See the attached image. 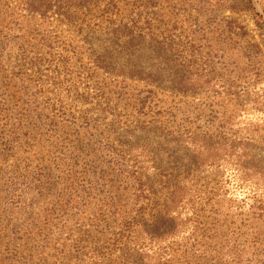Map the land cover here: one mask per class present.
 <instances>
[{
  "label": "rangeland",
  "instance_id": "1",
  "mask_svg": "<svg viewBox=\"0 0 264 264\" xmlns=\"http://www.w3.org/2000/svg\"><path fill=\"white\" fill-rule=\"evenodd\" d=\"M238 2L0 0V264H264V0Z\"/></svg>",
  "mask_w": 264,
  "mask_h": 264
},
{
  "label": "trees",
  "instance_id": "2",
  "mask_svg": "<svg viewBox=\"0 0 264 264\" xmlns=\"http://www.w3.org/2000/svg\"><path fill=\"white\" fill-rule=\"evenodd\" d=\"M49 3V2H48ZM239 4H240V7L241 8H243V9H245V10H251L252 11V13L254 14V9H253V6H252V2H251V0H239V2H238ZM47 3H45V4H43V5H46ZM255 16V15H254ZM255 23L257 24V25H262L261 24V22L258 20V19H255ZM97 65L99 66V68H103L104 69V66H103V64H99V63H97ZM106 69V68H105ZM124 70V68H122V66H121V71H123ZM128 77L129 78H133L134 76H131L130 74H128ZM174 187H176V189H178V185H175ZM172 197H170V200H169V203L168 204H173V202H174V199H176V196H175V194H174V192H172ZM161 211V210H160ZM166 214H168V211H165L164 213H163V215H161L162 217H160V219L162 218V220L164 219V216L166 215ZM156 216V215H155ZM152 217V218H149V219H145L144 221H142L141 222V225L140 226H147V223H150V222H154V220H155V218L156 217ZM147 222V223H146ZM149 231V230H148ZM138 234V233H137ZM138 235H140V234H138ZM148 235V234H147ZM151 244H148V245H146L147 247H149ZM135 246L134 247H128V249L129 250H127L126 252H125V254L126 253H130V251H134L135 250ZM110 251V250H109ZM108 251V252H109ZM107 252V253H108ZM113 251H111L110 253H109V255L108 256H106L107 254H101V256H90L91 258L89 259V261H87V263L89 262V264H116V263H118L119 261H121V255H113V254H111ZM145 252H146V250H143L142 252H140L139 253V251H137V253L138 254H145ZM146 254H148V253H146ZM123 256H124V254H123ZM155 256V255H154Z\"/></svg>",
  "mask_w": 264,
  "mask_h": 264
}]
</instances>
